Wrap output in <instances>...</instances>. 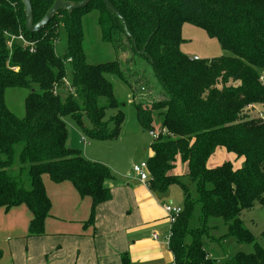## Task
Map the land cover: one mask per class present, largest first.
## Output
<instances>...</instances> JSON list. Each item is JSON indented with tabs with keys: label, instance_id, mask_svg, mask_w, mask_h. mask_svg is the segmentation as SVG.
Here are the masks:
<instances>
[{
	"label": "trees",
	"instance_id": "1",
	"mask_svg": "<svg viewBox=\"0 0 264 264\" xmlns=\"http://www.w3.org/2000/svg\"><path fill=\"white\" fill-rule=\"evenodd\" d=\"M106 1L110 6L88 0L71 12L60 9L30 32L22 1L0 0V207L26 205L29 234H42L51 208L42 181L47 174L51 182L69 181L80 196H89L92 218L95 206L111 197L106 181L112 174L67 146L64 119L69 116L86 138L117 137L124 114L108 76L133 92L129 77L142 74L143 97L154 87L160 91L147 104L133 102L136 118L151 131L159 114L165 130L149 146V187L163 192L178 183L183 192L168 241L174 264H264V249L240 218L243 210L264 205V119L251 115L253 106L264 105V0ZM29 2L35 24L54 0ZM91 10L98 14L101 39L123 59L86 60L82 18ZM185 22L230 55L194 59L183 53ZM61 29L66 44L58 54ZM10 88L26 90L21 117L6 105ZM111 108L116 112L107 115ZM220 149L229 158L216 162L213 154ZM211 218L222 220L225 236L254 243V251L236 252L222 263L211 258L205 246Z\"/></svg>",
	"mask_w": 264,
	"mask_h": 264
},
{
	"label": "rangeland",
	"instance_id": "2",
	"mask_svg": "<svg viewBox=\"0 0 264 264\" xmlns=\"http://www.w3.org/2000/svg\"><path fill=\"white\" fill-rule=\"evenodd\" d=\"M97 17V12L91 10L82 18V45L86 60L90 63H103L123 59L124 56L120 52H116L111 43L101 39ZM182 38L183 42L180 45V50L189 57L197 56L203 59L230 55L228 51L220 47L215 38L209 37L202 29L189 22H185L182 26ZM65 44V31L61 29L59 40L56 43V52L58 54L64 52ZM148 73L151 75L150 68H148ZM141 75L129 77L133 92L117 76H108L113 86L114 97L119 104L118 109L124 114V120L117 137L110 139L87 138L88 143L84 144L80 141L81 133L78 132L73 120L69 116L64 119L67 146L79 150L84 157L86 154H90L100 160H104L110 164V169L115 170L117 175L120 174V177H123L126 172L132 175L133 165L146 161L150 150V142L153 139L149 131L140 126L136 118L133 102L141 101L143 104H147L152 99L159 98V95L155 96L157 93L155 91L160 90L154 87L149 97H143L144 92L140 91L139 86L145 77ZM262 75L264 77V73ZM132 93H135V96ZM25 95L26 90L18 88H10L5 92L7 107L19 117L24 114L23 100ZM116 110L111 108L106 111V114L113 115ZM251 115L264 118V105L253 106ZM153 125V130L158 132L161 128V117L159 114L154 115ZM96 162L103 164L102 161L96 160ZM177 172L181 173L180 167ZM43 180H45L47 193H52L53 188H50L51 186L49 185L52 182L49 181L48 175H43ZM181 180L187 183L186 177L182 176ZM164 193L171 196L173 203H177L180 206L183 204V192L178 183L170 184ZM52 211H54V206ZM27 213L24 206L10 209L0 207V251L3 253V261H0V264H46V260L49 261L54 255L53 253L43 255L40 251L43 244H54L56 239L54 233L50 234L49 238H41L42 240L37 238V240L28 242V239L32 240L34 237L28 238V235H30L28 230L29 219L31 218ZM240 218L255 236L256 244L264 249V234L262 233L264 230V205L256 203L251 208L243 210L240 213ZM208 224L211 229L209 237L205 239V246L210 257L216 259L218 263L224 262L236 252L249 253L254 251V243H240L233 237L225 236L226 227L221 219L211 218ZM44 230L45 222L43 224V233ZM7 237L10 238L9 241L6 240ZM10 244L15 245L12 251H9Z\"/></svg>",
	"mask_w": 264,
	"mask_h": 264
},
{
	"label": "crops",
	"instance_id": "3",
	"mask_svg": "<svg viewBox=\"0 0 264 264\" xmlns=\"http://www.w3.org/2000/svg\"><path fill=\"white\" fill-rule=\"evenodd\" d=\"M150 155L151 149L147 157ZM86 157L91 161H102L105 166L111 167L104 160L90 154H86ZM227 157L221 149L213 154L216 162ZM109 170L112 177L106 181V186L111 197L95 206L92 218L89 196H80L69 181L50 183L52 193H46L50 198L51 208L44 220V233L28 235V238L34 237L32 240L28 239V242L37 238H49L53 233L56 235L54 244L46 243L40 248L43 255L54 254L49 261L46 260V264H123L124 261L126 264H174V256L166 239L171 227L163 206L180 205L173 203L171 196L164 191H152L134 173L131 175L126 172L120 177L112 168ZM42 181L45 186L43 176ZM49 181L51 182L50 179ZM20 206L26 208L31 218L26 205L11 208ZM153 232L157 233V238L152 237ZM6 240L9 241L10 238L7 237ZM14 247V244H10L9 251ZM0 261H3L1 251Z\"/></svg>",
	"mask_w": 264,
	"mask_h": 264
},
{
	"label": "built area",
	"instance_id": "4",
	"mask_svg": "<svg viewBox=\"0 0 264 264\" xmlns=\"http://www.w3.org/2000/svg\"><path fill=\"white\" fill-rule=\"evenodd\" d=\"M17 39L21 40L22 45H26L28 47V51L34 50L31 42L26 41L21 36H18ZM194 59H197V57H194ZM65 84H66V86H68L67 81H65ZM160 132L165 133V130L160 128V130L158 132H155L154 130L149 131V133L153 139L157 138ZM86 139L87 138L82 134L80 141L86 144V143H88V141ZM132 172L135 174L136 178L140 182L149 185L150 177H149V172L147 169V162L146 161H142L139 164L133 165ZM163 209L166 213L167 220H168L169 225L171 227L172 224L174 223V221L176 220V218L178 217V215L180 214V212L182 211V207L166 204L163 206ZM170 236H171V229H169V232H168L167 237H166L167 243L169 241ZM152 237L157 238V233L153 232Z\"/></svg>",
	"mask_w": 264,
	"mask_h": 264
},
{
	"label": "water",
	"instance_id": "5",
	"mask_svg": "<svg viewBox=\"0 0 264 264\" xmlns=\"http://www.w3.org/2000/svg\"><path fill=\"white\" fill-rule=\"evenodd\" d=\"M21 1L24 5V11H25V26L26 29L30 32H36L40 30L42 27H44L48 23L50 18L56 13V11L60 9H64L67 10L68 12H71L73 9L82 7L88 2V0H82L79 3H73L71 1H66V0H54L52 6L47 10L45 15L37 23L33 24L31 6L29 0H21ZM103 1L107 5H109L106 0Z\"/></svg>",
	"mask_w": 264,
	"mask_h": 264
}]
</instances>
